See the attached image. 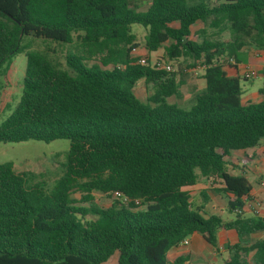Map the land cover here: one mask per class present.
<instances>
[{
  "label": "trees",
  "instance_id": "1",
  "mask_svg": "<svg viewBox=\"0 0 264 264\" xmlns=\"http://www.w3.org/2000/svg\"><path fill=\"white\" fill-rule=\"evenodd\" d=\"M211 1L152 0L137 11L130 0H0V69L11 72L25 37L69 45L76 35L82 49L67 55L68 70L26 52L23 93L0 143L67 140L70 149L49 192L0 164V264H106L115 254L118 264H192L169 254L194 235L219 253V231L239 238L224 246L223 264H264V217L238 212L252 184L227 170L233 152L264 139V101L242 103L238 70L245 48L264 51V0ZM207 24L218 37L193 31ZM135 25L149 52L166 46L169 60L203 66L206 88L189 108L168 101L180 94L175 74L133 58ZM141 80L155 89L146 102L134 91ZM201 179L223 181L233 220L191 202L187 189ZM76 180L82 202L72 197ZM93 192L140 205L102 208ZM255 234L263 238L248 242Z\"/></svg>",
  "mask_w": 264,
  "mask_h": 264
},
{
  "label": "rangeland",
  "instance_id": "2",
  "mask_svg": "<svg viewBox=\"0 0 264 264\" xmlns=\"http://www.w3.org/2000/svg\"><path fill=\"white\" fill-rule=\"evenodd\" d=\"M130 1L137 11H146L152 3V0ZM190 1L197 2L198 0ZM215 1L220 0H212L211 2ZM199 30H205L207 34H212L217 31L209 24L198 25L193 31L199 32ZM132 31L133 34H136L138 43V48L132 52V55H134L133 58H145L152 66L157 62L172 66V73L175 74L177 81L180 83V94L177 97L170 98L168 101L170 104H175L181 108H189L193 101L195 102L196 98L201 95V93L196 94L193 90V81L196 83V81L200 80L199 76L201 74L195 76V72L199 70L204 71L201 63L194 65L190 57H182L171 61L166 54V46H163L156 52H149L145 46L146 30L135 25ZM224 35L228 37L230 32L225 31ZM22 46L26 50H23L12 58L10 66L11 72L8 73L7 69L9 67L7 64L3 65L0 69V125L14 112L21 99L27 65V51H39L61 69L68 70L66 65L67 55H80L82 50L76 35H74V42L69 45L25 37L22 41ZM94 62V59H91L88 60L87 64L91 66ZM242 84L244 85V83ZM134 91L141 101L146 102L154 94L155 89L152 85L147 87L144 80H141L135 86ZM69 149L70 142L67 140H56L50 143L33 140L20 143H0V164L14 163L16 171L26 176L28 184L41 183L47 192H49L64 175L63 165L67 161ZM234 156L235 152L232 153V157ZM241 157H243L245 164L241 162ZM253 158L256 159L257 156ZM250 160L246 154H237L234 158L228 159L229 165L227 166V170L233 171L236 174H246L250 183L256 185L264 181V174L260 169H252L253 166L249 165ZM83 182L84 180L75 181L76 188L72 195L79 202L84 200L83 197L85 194L79 188V185ZM222 188L223 181L221 179H213L211 181L201 179L196 187L188 191L190 192L192 203L195 205L206 203L209 213L219 214L225 221H230L235 218V214L229 211L227 198L221 192ZM92 195L94 196L95 203L102 208H109L115 202L112 195L108 196L98 192H93ZM80 204L82 206H88L87 203ZM94 219V217H90V220ZM197 246L200 247L199 251L193 252V248L197 250ZM178 257H187L191 263H197L201 259L209 260L215 258V261L222 264V259L219 255L217 254L216 256L213 252L208 251L202 239L196 240L194 244L191 241L190 245L180 247L176 253L172 252L170 255L171 259H177ZM106 264H118V254H115Z\"/></svg>",
  "mask_w": 264,
  "mask_h": 264
},
{
  "label": "crops",
  "instance_id": "3",
  "mask_svg": "<svg viewBox=\"0 0 264 264\" xmlns=\"http://www.w3.org/2000/svg\"><path fill=\"white\" fill-rule=\"evenodd\" d=\"M208 35H210V36L217 35V37L219 36L217 32H214V33L208 34ZM220 36L224 39H230L231 38V34L228 37H226L224 35V33L221 34ZM132 56L134 57V55H132ZM241 60H242L241 63L238 65V70H239V75L242 78V82H241V86L243 89L242 103L243 104L261 103L264 101V78H262L260 76L262 70L264 69V51H257L253 48L247 47L242 51ZM199 74H200V76H199L200 80L196 81V83H195V81H193L194 82V86H193L194 89L193 90H194V92H196V94H198V93L202 94L206 88V82L203 78L204 71L202 72L201 70H199V71L195 72V76H198ZM249 74H251V76ZM242 83H244V85ZM193 103H194V101H193ZM240 153L246 154L248 156V158L251 159L250 160L251 162H249V165L253 166L252 169H254V170L260 169V171L264 174V139L259 143V145L256 148L249 149L246 151L236 152L235 156L237 154H240ZM254 156H257V158L256 159L253 158ZM234 157L231 156V158H234ZM241 158H242L241 159L242 161L241 160L240 161L243 164H245L243 157H241ZM242 175H244L248 178V176L246 174L243 173ZM263 184H264V181H261V182L257 183L256 185H254V184L252 185L251 194H250L249 198L246 199L245 205L242 208V214H244L246 217H264V185ZM194 187H196V186H194ZM194 187H192V188H194ZM192 188H189V189H192ZM189 189H187V190H189ZM255 201L260 202L262 204L261 208L256 209L255 206H254L255 209L249 208V207L247 208V204L249 202L253 203ZM216 215H219V214H216ZM217 237H218V244H219V250H220L219 253L215 252V250H213V248H211L205 242L203 237H201L200 235H194L193 237H191L189 239V245H190L191 241L194 244V242L196 240L202 239L204 241V244L207 247L208 251L213 252L214 255H216V256L218 254L219 257L222 259V264H223V261L228 256V253L225 251L224 246L228 243L229 244L238 243L239 238L236 235V233L232 232V231H230V232L219 231ZM262 238H263L262 234H255L250 239H248V242L260 240ZM192 246L195 247L194 245H192ZM179 249H180V247L176 250H173L172 252L176 253L177 250H179ZM199 249H200V247L197 246V250H195L193 248V252L199 251ZM171 253L169 254V258H170ZM171 260L173 261L175 259H171ZM192 264H219V262L215 261V258H212L209 260L201 259L199 262L192 263Z\"/></svg>",
  "mask_w": 264,
  "mask_h": 264
},
{
  "label": "built area",
  "instance_id": "4",
  "mask_svg": "<svg viewBox=\"0 0 264 264\" xmlns=\"http://www.w3.org/2000/svg\"><path fill=\"white\" fill-rule=\"evenodd\" d=\"M135 50V49H134ZM230 62L233 63V59H230ZM138 64L140 65H147V61L145 58H139L138 60ZM156 70H165L166 72H173V68L172 66L170 65H167L165 63H162V62H157L154 66H153ZM251 76V74H249ZM262 78H264V69L262 70L261 72V75H260ZM264 185V184H263ZM113 198L114 200H118L120 201L122 204H125V205H128L130 203H135L136 205H140V201L139 200H132L130 199L129 197L119 193V192H116L113 194ZM254 206L257 208H261L262 204L260 202H249L247 204V208H254ZM239 213H242V209L241 210H238ZM189 245V239L185 240L180 247H184V246H188Z\"/></svg>",
  "mask_w": 264,
  "mask_h": 264
}]
</instances>
